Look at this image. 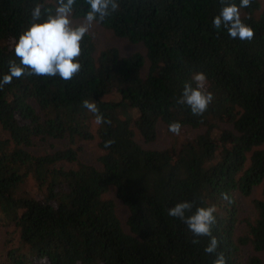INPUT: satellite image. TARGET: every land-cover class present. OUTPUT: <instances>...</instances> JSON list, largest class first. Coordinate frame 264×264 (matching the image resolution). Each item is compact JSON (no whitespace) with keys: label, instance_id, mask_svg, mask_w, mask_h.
I'll return each mask as SVG.
<instances>
[{"label":"trees","instance_id":"16d2710c","mask_svg":"<svg viewBox=\"0 0 264 264\" xmlns=\"http://www.w3.org/2000/svg\"><path fill=\"white\" fill-rule=\"evenodd\" d=\"M40 2L0 0V79L9 60L19 63L15 42ZM43 3L54 11L55 0ZM88 7L76 0L73 18ZM221 7L120 0L98 25L143 51L99 48L90 33L71 80L24 76L0 89V264H213L209 237L192 243L187 225L168 215L184 200L216 205L212 235L226 264H264V0L241 9L251 41L213 27ZM196 72L214 94L202 116L176 103ZM85 99L111 123L95 125ZM175 121L201 132L172 148L138 142L137 133L151 143L160 124L168 131ZM45 143L52 149L38 151ZM88 143L98 164L81 158ZM112 192L128 209V229Z\"/></svg>","mask_w":264,"mask_h":264},{"label":"clouds","instance_id":"9594fccd","mask_svg":"<svg viewBox=\"0 0 264 264\" xmlns=\"http://www.w3.org/2000/svg\"><path fill=\"white\" fill-rule=\"evenodd\" d=\"M88 10L79 21L73 18L76 0H55V9L45 8L43 0L36 3L31 11L29 27L24 30L14 45L17 60H9V71L0 79V89L10 84L13 78L24 76L56 77L68 81L78 74L82 68L80 57L84 37L91 33L93 27L102 23L106 17L120 8V0H84ZM252 0H239V4L220 0L222 5L219 14L213 18V27L227 31L232 39L251 41L254 29L241 19V9L248 8ZM214 100V94L208 90L207 77L203 72H196L191 80L183 85L177 104L187 105L191 113L202 116ZM82 106L94 114L95 125L110 124L99 113L97 103L83 100ZM182 125L179 121L168 125V131L179 135ZM115 141L108 140L105 147ZM221 198L231 203L229 195L221 193ZM195 207V211L192 209ZM216 205L208 207L195 206L194 201L184 200L168 209V215L180 219L192 233V243H198L200 237H209L205 247L206 254H216L213 264H226L227 258L222 251H217L219 240L212 235L213 226L217 223ZM186 213H191L187 215Z\"/></svg>","mask_w":264,"mask_h":264},{"label":"rangeland","instance_id":"374dc122","mask_svg":"<svg viewBox=\"0 0 264 264\" xmlns=\"http://www.w3.org/2000/svg\"><path fill=\"white\" fill-rule=\"evenodd\" d=\"M75 20L79 21L80 19H75ZM91 33L95 36L97 45L99 48H104L107 46H117L123 53H126V54L132 53L134 51L144 50V48L141 45L132 44L128 42L127 39L118 38L112 32L102 28L99 25H95ZM198 132H201L200 128L183 127L181 128V132L179 135L169 134L165 125L160 124L158 127V137L154 142H151V143L145 142L139 133H137L136 138L138 142H140L144 147L163 149V148H172L175 144L180 142L182 139L186 137L194 136ZM1 134H2V130L0 128V135ZM55 145L60 146L62 145V143L56 142ZM49 149H52V145L50 143H45L43 146H39L37 150L46 151ZM99 153H100V150L97 148L95 143H88L85 147L84 152L82 153L81 158L84 161H87L89 163L98 164L97 156L99 155ZM109 196L116 201V209H117L118 215L120 219L122 220L125 228L128 229V226L126 224V220L129 214L127 207L122 203L121 200H119L115 196L114 192L110 193ZM5 237H6V232L0 226V252H3L5 249L4 248ZM249 252L255 253L253 251L248 250L247 253ZM259 254L264 259V252H260Z\"/></svg>","mask_w":264,"mask_h":264}]
</instances>
